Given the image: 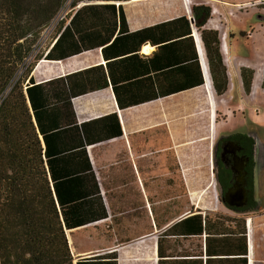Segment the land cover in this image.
<instances>
[{"label": "crops", "instance_id": "1", "mask_svg": "<svg viewBox=\"0 0 264 264\" xmlns=\"http://www.w3.org/2000/svg\"><path fill=\"white\" fill-rule=\"evenodd\" d=\"M189 1L191 11L194 5L211 8L200 29L191 26L183 0L69 4L64 24L57 28L56 20L35 51L40 59L30 77L42 84V121L59 156L54 170L59 179H76L70 187L81 197L74 219L87 222L66 230L74 263L113 264L106 258L113 252L116 264H264V236L256 237L250 222L243 235L234 222H205L203 212L170 217L171 200L173 208L175 199L184 208L185 190L175 192L169 181L192 177L193 147L207 138L211 172L218 107L231 115L228 120L236 118L245 113L242 95L255 98L264 90V57L248 59L244 42L234 44L235 35H252L229 19L227 9L243 5ZM255 21L263 23L264 14L256 13ZM202 29L218 32L228 79L220 96L212 85ZM242 67L253 71L248 94ZM250 120L256 122L255 114ZM200 213L201 222H181Z\"/></svg>", "mask_w": 264, "mask_h": 264}, {"label": "trees", "instance_id": "2", "mask_svg": "<svg viewBox=\"0 0 264 264\" xmlns=\"http://www.w3.org/2000/svg\"><path fill=\"white\" fill-rule=\"evenodd\" d=\"M66 1L0 0V264L92 263L81 259L73 262L66 230L87 223L74 219L81 191L70 187L76 179L57 178L54 163L59 156L55 154L57 149L49 145L52 133L41 115L42 84L30 77L40 59L34 51ZM80 1L71 0L70 6ZM210 12L207 5L192 6L199 29ZM66 16L60 18L57 28L64 24ZM201 37L212 85L220 96L227 89L228 79L218 32L202 29ZM52 49L46 54L47 59L51 58ZM240 74L248 94L253 71L242 67ZM261 87L264 89V75ZM201 221V214H193L181 222ZM115 257L113 252L106 256L113 264Z\"/></svg>", "mask_w": 264, "mask_h": 264}, {"label": "rangeland", "instance_id": "3", "mask_svg": "<svg viewBox=\"0 0 264 264\" xmlns=\"http://www.w3.org/2000/svg\"><path fill=\"white\" fill-rule=\"evenodd\" d=\"M205 1V0H203ZM215 1V0H210ZM222 1V0H221ZM225 2L231 4H239V6L244 3H253L258 0H223ZM259 3L255 5H243V7H230L227 11H231L229 15L230 21L235 27H239L244 29V31L252 35H247V38H242L240 35H235L234 39H238L234 41V44L239 47V42H244L245 47L250 51V56L248 59L259 58V61L264 57V22L258 23L255 21L256 13L264 14V0H259ZM71 0H67L65 2L64 8L61 13L50 23V25L46 28L42 37L44 38L46 34L50 31L51 27L54 26L55 21L58 20L63 14L64 10L69 6ZM41 43V42H40ZM37 50V49H36ZM35 50V51H36ZM34 51V53H35ZM22 68L17 77L20 75ZM261 76V73L256 74L254 80V86L257 85V82ZM236 82V80H235ZM237 90V89H235ZM237 91H234V93ZM239 95L235 96V99L232 100L231 104H235L239 101ZM242 99L244 101L245 109L241 110V112H245L242 115H239L236 118H231V115L224 111V109H220L218 107L217 110V120L221 122L218 126V130H227L230 126L234 124H238L240 119H246L245 122H253L250 120V116L255 114L256 124L260 125L264 128V90H260L255 98H248L245 95H242ZM218 99V98H217ZM210 104L214 107L213 98L210 96L209 98ZM235 112V111H234ZM247 115V117H246ZM203 121L206 120V115H202ZM211 121H214L215 114L213 111L209 114ZM192 120L187 118L185 122L190 126L192 125ZM214 128V126H212ZM214 130V129H212ZM213 132V131H212ZM201 133L200 131L197 134ZM203 135L208 134V131L203 130ZM213 135V134H212ZM210 137H213V136ZM210 139H206L204 143H199L197 146L193 147V168H192V177L189 179H184L182 177H171L170 186L175 188V192L177 190L184 191L185 195V206L182 208L181 201L175 199V207L173 208V200H171V214L170 217L173 219L177 215L183 214V212L193 211V212H203L204 218L207 222H234V226L236 229L241 230L243 227V222L238 221L236 218L227 217L225 215H220V211L215 210L214 204V187L212 181V175L207 164V147ZM185 186V188H184ZM202 214V213H200ZM254 233L256 237L264 236V216L255 218L253 221Z\"/></svg>", "mask_w": 264, "mask_h": 264}, {"label": "flooded vegetation", "instance_id": "4", "mask_svg": "<svg viewBox=\"0 0 264 264\" xmlns=\"http://www.w3.org/2000/svg\"><path fill=\"white\" fill-rule=\"evenodd\" d=\"M215 210L253 224L264 216V128L254 122L218 130L211 146Z\"/></svg>", "mask_w": 264, "mask_h": 264}, {"label": "built area", "instance_id": "5", "mask_svg": "<svg viewBox=\"0 0 264 264\" xmlns=\"http://www.w3.org/2000/svg\"><path fill=\"white\" fill-rule=\"evenodd\" d=\"M183 2H184V5H185V7H186V9L188 10V13H189V15H188V19H189V22H190V24H191V26L192 25H195V19H194V17H193V13H192V11L190 10V7H189V0H183ZM260 1L258 0V1H255V2H253V3H244L245 5H255L256 3H259ZM243 4V5H244ZM243 7V6H242ZM63 17V14L61 15V17L60 18H62ZM195 30H196V28H195ZM194 35H193V37H194V39H197V36H196V34L195 33H193ZM200 60H201V64H202V68H203V74H204V76H205V78H206V80H208V76H209V74H208V70H207V68H206V66H205V64H204V62H203V59L202 58H200ZM247 229H248V231H250L251 229H250V227H249V223H248V221H247Z\"/></svg>", "mask_w": 264, "mask_h": 264}, {"label": "bare ground", "instance_id": "6", "mask_svg": "<svg viewBox=\"0 0 264 264\" xmlns=\"http://www.w3.org/2000/svg\"><path fill=\"white\" fill-rule=\"evenodd\" d=\"M209 80V79H208ZM210 83V81H208V84Z\"/></svg>", "mask_w": 264, "mask_h": 264}]
</instances>
